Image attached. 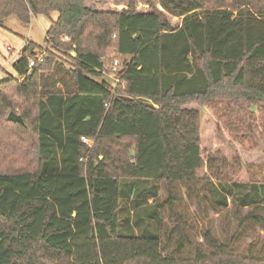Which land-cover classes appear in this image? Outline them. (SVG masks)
<instances>
[{
  "label": "trees",
  "instance_id": "16d2710c",
  "mask_svg": "<svg viewBox=\"0 0 264 264\" xmlns=\"http://www.w3.org/2000/svg\"><path fill=\"white\" fill-rule=\"evenodd\" d=\"M97 5L0 0V25L57 13L45 47L26 40L16 75L0 80V264H264L252 244L233 248L246 222L264 223V174L241 179L250 164L239 153L204 159L200 142L203 119L239 148H257L256 133L264 141V0ZM114 59L115 87L100 72ZM11 110L22 124L7 120ZM177 184L202 186L216 212L228 197L248 209L231 240L206 232L211 252L181 255L190 238ZM163 208L179 236L169 254Z\"/></svg>",
  "mask_w": 264,
  "mask_h": 264
},
{
  "label": "rangeland",
  "instance_id": "374dc122",
  "mask_svg": "<svg viewBox=\"0 0 264 264\" xmlns=\"http://www.w3.org/2000/svg\"><path fill=\"white\" fill-rule=\"evenodd\" d=\"M88 4L100 5L101 8L120 9L127 4V0H87ZM137 7L140 10L146 9L144 5L145 0H135ZM96 6V7H97ZM99 7V8H100ZM57 13L51 14V19L55 20ZM50 18L45 15H36L31 18L28 25H23L15 16H9L4 19L0 25V79L4 76L5 71L11 72L12 62L8 60V48L18 49L23 45L25 40L32 41L41 47H45V34L49 27ZM171 24L173 26L179 25V20L171 18ZM41 54V53H40ZM67 54L74 56L73 50L67 51ZM109 56L114 54L110 53ZM6 57V58H5ZM63 59H66L62 55ZM7 61V62H6ZM108 80V78H106ZM14 111V110H11ZM17 114L18 110L14 111ZM258 113V112H256ZM203 131L201 133V149L202 156L204 159L212 153V156H216L218 159L226 158V160L232 163V158L239 153L240 159L244 164H250V167H246L245 174L240 178H248L249 170L255 172V174H264V168L261 165L264 164V141L260 139L256 133V139L258 146L254 150H247L235 146L230 140L221 132L214 133L212 127H209L206 119H203ZM91 140L86 143L91 144ZM29 165H32L31 163ZM220 167L219 161L216 164ZM207 176L215 180L216 177L213 175V171H208L206 168L201 170L205 172ZM228 180L234 178L233 171H229L227 168L221 169V175ZM254 174V175H255ZM215 182V181H213ZM176 189L179 194L184 195V200L179 202L177 205L183 219L187 222L185 230L188 237L190 238V244L185 243L181 252L182 256L190 257L196 250H201L206 253L211 252L214 248L210 241L206 240L204 234L208 232L210 236L222 241L228 242L232 236L238 230L239 219L236 215L238 212L244 216L247 213V208L236 209V206L228 197V205L226 208L216 212V205L210 200L207 191L199 186L197 192L187 193L185 187L177 184ZM161 197H165V190H160ZM260 213L264 216V207H262ZM164 224L160 226V237L162 241V247L164 253H172L173 249L177 246L179 239L178 234L172 231L173 221L169 220V211L167 208H163ZM120 231V229H119ZM237 239L233 243L235 251L246 252L249 245L252 244L254 251L257 254L264 253V223L255 224L252 222H246L238 231ZM121 233V232H120Z\"/></svg>",
  "mask_w": 264,
  "mask_h": 264
},
{
  "label": "built area",
  "instance_id": "2783aa9c",
  "mask_svg": "<svg viewBox=\"0 0 264 264\" xmlns=\"http://www.w3.org/2000/svg\"><path fill=\"white\" fill-rule=\"evenodd\" d=\"M62 40L64 41H68L70 40V38L66 35L62 36L61 37ZM26 45V40L24 42V45L23 47ZM22 47V48H23ZM22 48L20 49H14V48H8V60H10L12 63L18 61L20 58H21V53H22ZM43 55L44 53H41L37 56L36 59H33V60H29L28 62V67L29 69L33 67V65L35 64L36 61H41L43 59ZM75 56V54H73ZM102 61H105L104 58H101ZM118 60L117 59H114L112 61V64L107 68V66H102V69H101V73H102V76L106 79L108 78V81H110V83L112 84L113 87L116 86L117 83L121 82V79H120V76L119 75H116L115 72L118 71ZM107 80V79H106ZM89 139L84 137V136H81V141L83 142H87Z\"/></svg>",
  "mask_w": 264,
  "mask_h": 264
},
{
  "label": "water",
  "instance_id": "95a60500",
  "mask_svg": "<svg viewBox=\"0 0 264 264\" xmlns=\"http://www.w3.org/2000/svg\"><path fill=\"white\" fill-rule=\"evenodd\" d=\"M7 120L21 124L23 123L22 117L14 111L8 113Z\"/></svg>",
  "mask_w": 264,
  "mask_h": 264
},
{
  "label": "crops",
  "instance_id": "0c3cea01",
  "mask_svg": "<svg viewBox=\"0 0 264 264\" xmlns=\"http://www.w3.org/2000/svg\"><path fill=\"white\" fill-rule=\"evenodd\" d=\"M50 17H51V15H50ZM49 17V18H50ZM57 18V17H56ZM52 19L50 18V21H51ZM49 26H50V23H49ZM25 42V41H24ZM23 45H24V43H23ZM23 45H21V47L20 48H22L23 47ZM20 48H18V49H20ZM6 58V57H5ZM7 62V61H6ZM13 64V63H12ZM12 68H13V66H12ZM13 71V72H12ZM11 72H12V74L10 73V72H7V70L5 71V74H4V76L1 78V79H3V78H5V77H7L8 75H12V76H15L16 75V73H15V71L14 70H11ZM0 79V80H1Z\"/></svg>",
  "mask_w": 264,
  "mask_h": 264
}]
</instances>
